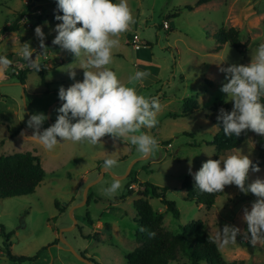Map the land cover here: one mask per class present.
<instances>
[{"label": "rangeland", "instance_id": "obj_1", "mask_svg": "<svg viewBox=\"0 0 264 264\" xmlns=\"http://www.w3.org/2000/svg\"><path fill=\"white\" fill-rule=\"evenodd\" d=\"M197 1L127 0L134 22L120 34V44L113 49V60L107 67L126 86H133L129 77L138 70H146L155 77L158 74V80L152 79L142 90L138 89L139 83L135 85L139 94L158 97L161 105L157 125L141 129L157 141L158 147L150 156L141 155L130 141L110 136L101 138L102 144L97 145L65 141L51 151L32 138V130L27 127L30 115H46L41 129L55 123L56 109L61 106L58 91L61 86L67 89L74 83L70 71H75L76 80H83H80L83 72L88 69L81 66L87 57L76 59L52 44L55 25L60 23L54 17L62 15L55 0L0 1V55L12 61L16 57L8 71L0 72V84H3L0 103L5 116V121L0 122V155L31 152L39 156L46 171V178L35 194L0 199V230L4 227L13 233L14 255L33 257L47 248L35 264H87L62 243V233L64 240L87 258L100 264H127L128 254L139 246L133 203L143 190L142 184L148 182L168 188L167 198L175 202L180 212V218L176 219L160 200L148 197L153 209L164 215L166 230L178 234L182 227L201 220L227 262L264 264V247L252 246L241 234L236 244L227 247H220L216 240L218 231L225 225L236 226L243 232L244 210L250 211L256 199L253 194L227 185L216 204L206 208L187 200L182 189L185 177L192 176L189 171L195 173L208 159H224L238 155L239 151L254 162L264 144V137L249 130L245 131V142L232 152L220 153L208 144L218 131L211 121L214 107L220 102L232 103L220 91L226 82L221 68L249 64L251 54L264 43V0H215L196 6ZM185 6L193 10L184 9ZM20 15L23 18L15 35L3 36L1 30L15 23ZM164 21L170 24V30L163 28ZM36 25L46 37L44 55L33 29ZM222 27L238 29L242 43L248 42L247 48L240 52L229 44L219 46L216 34ZM128 32L138 35L140 55ZM25 43L43 55L38 63L48 69L44 81L40 71L29 67L19 54L20 45ZM20 65L29 69L22 80L17 77ZM63 77L67 80H61ZM187 98L197 100L198 109L182 117ZM16 116L21 124L17 134L11 132L17 125ZM108 158L117 160L118 164L104 170V160ZM256 179L264 180V168L259 172L249 169L246 184ZM114 180L120 181V188L112 195L105 194L104 190ZM131 181H134L130 187L133 194L129 195ZM87 190L91 196L89 202L85 198ZM68 228L72 229L65 230ZM3 240L0 235V249ZM0 264L14 263L0 259Z\"/></svg>", "mask_w": 264, "mask_h": 264}, {"label": "clouds", "instance_id": "obj_2", "mask_svg": "<svg viewBox=\"0 0 264 264\" xmlns=\"http://www.w3.org/2000/svg\"><path fill=\"white\" fill-rule=\"evenodd\" d=\"M59 21L55 25L56 33L52 40L63 50H67L76 59L86 56L81 68L83 80H76L75 71L69 72L74 83L58 91V99L63 103L56 109L55 123L41 131L47 117L43 113L30 115L27 127L32 130V138L37 139L46 150L65 141L102 144L101 138L110 136L120 141H130L137 151L150 156L158 147L154 137L141 131L157 125V115L161 105L158 97L146 98L139 94L135 85L143 83L150 75L136 71L129 77L133 86H126L117 74L107 66L112 63L113 49L120 44V34L126 32L134 22L127 0H55ZM81 26H77V25ZM35 36L45 54V34L40 26L35 28ZM35 49L29 43L20 45L19 54L27 65L40 71ZM13 61L6 55H0V72H5ZM95 69V71L91 70ZM225 74V83L220 91L232 102L230 111L219 110L217 121L223 126L225 136L239 137L246 130L264 137V43L258 45L251 54L247 65H229L221 68ZM23 135V133H22ZM59 138V140H58ZM229 155L224 159H208L195 173L189 174L195 182V188L205 193L223 192L227 185H235L240 192L253 194L256 199L250 211L244 210L247 235L244 237L252 246L264 247V180L256 179L246 184L249 169L259 172L260 168L246 155ZM118 164L117 160H104L103 167L110 170ZM120 188V181L114 180L106 188L105 194L112 195ZM241 234L240 228L225 225L217 233L220 247L236 244ZM150 235H155L150 233ZM250 237V239H249Z\"/></svg>", "mask_w": 264, "mask_h": 264}, {"label": "trees", "instance_id": "obj_3", "mask_svg": "<svg viewBox=\"0 0 264 264\" xmlns=\"http://www.w3.org/2000/svg\"><path fill=\"white\" fill-rule=\"evenodd\" d=\"M212 1L215 0H198L196 6H201ZM113 2L116 3L117 0H113ZM184 9L191 11L193 7L185 6ZM22 16L17 17L15 23L4 27L1 30V34L6 36L18 31ZM173 16H177V13ZM37 26L39 25L33 26V29ZM77 26L81 25L78 24ZM216 41L219 46L229 44L240 52H243L248 46V42L242 43L241 32L236 28L227 29L222 27L216 34ZM28 71L29 69L26 67L21 69L17 75L18 79L22 80V78H25ZM47 73L48 69L46 67H40L43 81ZM262 102H264V98H262ZM232 106V103H218L214 107V114L211 118L213 124L218 127V131L208 144L214 146L220 153L232 152L245 142V132L239 137L235 135L225 136L222 124L217 121L219 110L224 108L226 111H230ZM197 109V100L192 98L185 99L182 117L192 115ZM18 132L19 130L15 134ZM253 164H257L260 170L264 168V144L261 145L259 155ZM133 176H130L132 180L135 179ZM45 178L46 171L41 164L39 156L31 152L16 153L10 156L0 155V199L33 195ZM132 182L134 183V181H131L128 186L129 195L133 194L130 188L133 184ZM142 187L143 190L139 191V197L133 203L137 213L136 222L138 225L135 238L139 246L128 254L126 258L127 264H168L170 261H178L180 264H245L243 261L227 262L218 244L206 231L205 225L201 220L192 221L182 227L181 232L178 234L166 230L164 227V215L153 209L148 201V197L160 200L166 206L167 212L172 213L176 219H179L180 212L175 202L167 198L168 188H161L148 182L143 183ZM182 189L185 191V198L187 200L206 208H212L216 204L218 197L223 195L226 186L223 192L220 193L201 192L195 188L192 176H187L182 182ZM90 198L91 196L88 195V202ZM88 219L90 220V218ZM150 233H154L155 235H150ZM0 235L4 239L2 249H0L2 256H7L8 260L14 264H23L25 262L27 264H35L42 252L47 250V248H43L33 257L16 256L12 253L11 238L13 233H8L4 227H1ZM241 235L244 241L248 240L244 238L247 235V224L244 226ZM81 254L87 258L85 253ZM88 259L94 262V264H100L93 258Z\"/></svg>", "mask_w": 264, "mask_h": 264}, {"label": "crops", "instance_id": "obj_4", "mask_svg": "<svg viewBox=\"0 0 264 264\" xmlns=\"http://www.w3.org/2000/svg\"><path fill=\"white\" fill-rule=\"evenodd\" d=\"M170 29H171V26H170ZM9 35H11V36H14L15 35V32H13V33H10ZM127 36H129L128 38H130L131 40H133V44H134V48L137 50V54H139L140 55V53H139V50H140V48L141 47H137L136 45H137V42L135 41V36H136V34H132L131 32H128L127 33ZM15 58L16 57H13L12 59H13V61L15 60ZM139 66V65H138ZM19 69H22V68H24V66H22V65H20L19 67H18ZM8 71V70H7ZM139 71H141V70H139ZM144 72H147L146 70L144 71ZM149 73V72H148ZM4 75V74H3ZM156 76L157 77H155V76H152L151 74L147 77V79H145L144 81H143V83H139L138 84V89H143V87L144 86H147L148 84L147 83H150L151 81H152V79L153 80H158V74L156 73ZM67 80V78H65V77H63V78H61V80ZM83 78H81L80 80H82ZM63 83H65V82H63ZM24 87H25V85H24ZM3 104L2 103H0V108H1V106H2ZM8 116V115H7ZM16 118V121H17V125L16 126H14V127H12V129H11V132H15V131H20V128H21V124H20V121H19V117L17 118V116L15 117ZM12 121H14L13 119H11ZM3 121H5V116L3 115V113H2V108H1V111H0V122L1 123H3ZM2 253V252H1ZM2 257V254L0 255V259H2L1 258ZM2 260H4V259H2ZM6 260H8V259H6Z\"/></svg>", "mask_w": 264, "mask_h": 264}, {"label": "water", "instance_id": "obj_5", "mask_svg": "<svg viewBox=\"0 0 264 264\" xmlns=\"http://www.w3.org/2000/svg\"><path fill=\"white\" fill-rule=\"evenodd\" d=\"M38 51H36L33 55H34V57L36 56V55H38ZM3 86V84H0V87H2ZM59 104H62L63 102L62 101H59L58 102ZM42 131L44 130V129H41ZM142 159H144V158H142ZM105 170V169H104ZM88 197V190L86 191V194H85V198H87ZM72 228H74V227H72ZM72 228H68V229H65V230H71ZM60 238H61V241H62V243L78 258V259H80L81 261H83V262H85V263H87V264H94V262H92L90 259H88V258H86L85 256H83L82 254H79L70 244H68L65 240H64V238H63V234L61 233L60 234ZM2 259H4V260H6L7 259V256H2L1 257Z\"/></svg>", "mask_w": 264, "mask_h": 264}, {"label": "built area", "instance_id": "obj_6", "mask_svg": "<svg viewBox=\"0 0 264 264\" xmlns=\"http://www.w3.org/2000/svg\"><path fill=\"white\" fill-rule=\"evenodd\" d=\"M0 1H1V0H0ZM163 28H164L165 30H170V24H169L167 21H164V23H163ZM134 39H135V41L138 43V41H139V37H138V35H136ZM136 46L139 47L138 44H137ZM132 188H134V187L132 186ZM0 254H2L1 251H0Z\"/></svg>", "mask_w": 264, "mask_h": 264}]
</instances>
